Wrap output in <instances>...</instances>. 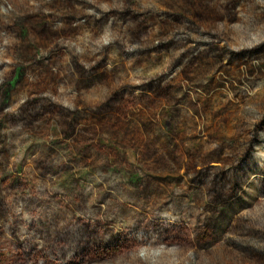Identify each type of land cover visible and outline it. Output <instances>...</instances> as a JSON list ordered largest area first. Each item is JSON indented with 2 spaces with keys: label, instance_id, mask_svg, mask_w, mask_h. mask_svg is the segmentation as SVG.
<instances>
[{
  "label": "rangeland",
  "instance_id": "obj_1",
  "mask_svg": "<svg viewBox=\"0 0 264 264\" xmlns=\"http://www.w3.org/2000/svg\"><path fill=\"white\" fill-rule=\"evenodd\" d=\"M0 264H264V0H0Z\"/></svg>",
  "mask_w": 264,
  "mask_h": 264
}]
</instances>
